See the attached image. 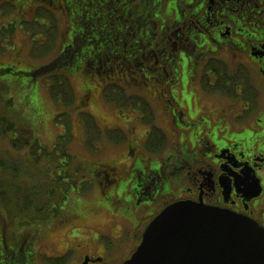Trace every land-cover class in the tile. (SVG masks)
Returning a JSON list of instances; mask_svg holds the SVG:
<instances>
[{
    "label": "flooded vegetation",
    "instance_id": "obj_1",
    "mask_svg": "<svg viewBox=\"0 0 264 264\" xmlns=\"http://www.w3.org/2000/svg\"><path fill=\"white\" fill-rule=\"evenodd\" d=\"M0 7L10 9L0 11V53L10 60L0 63V74L60 78L62 54L79 47L81 30L111 34L118 39L111 46L119 41L124 51L154 57L148 75L121 78L134 101L116 110L118 123L102 128L92 114L120 152L110 161L82 160L74 187L88 210L63 221L76 232L90 214L106 215L111 233L70 236L66 247L45 253L48 264H123L153 219L182 201L245 215L264 228V136L251 138L264 128V0H0ZM35 56L39 62L31 63ZM53 60L58 68L41 73ZM226 61L238 68L224 84ZM144 85L150 88L139 91ZM222 98L229 104L215 108ZM5 252L14 264V250ZM40 254L32 253L37 264Z\"/></svg>",
    "mask_w": 264,
    "mask_h": 264
},
{
    "label": "trees",
    "instance_id": "obj_2",
    "mask_svg": "<svg viewBox=\"0 0 264 264\" xmlns=\"http://www.w3.org/2000/svg\"><path fill=\"white\" fill-rule=\"evenodd\" d=\"M76 6L69 1L70 12L77 11ZM80 32L79 47L76 49L69 47L62 54L60 78L52 75L49 76L50 79L48 75L41 74L35 82L22 84L18 79L7 81L11 83L10 87L14 91L21 89L24 92L21 97H26L33 89L39 97L38 90L42 84L54 101L62 104L64 109L74 106L83 121L87 147L94 150L93 141L102 133L92 114L80 111L83 106L88 105L90 95L94 91L84 77H91V81H97L105 100L113 107H117L116 109H122L124 103L133 102L134 97L124 96L121 78L124 75L146 76L148 74L144 70L150 64L146 62L141 52L124 51L119 41L111 46L110 42L113 39L118 40L111 34L91 33L89 30L87 34L83 30ZM38 56L28 60L31 63L39 62L41 57ZM149 56L152 57L153 54ZM7 62H10L9 58ZM51 63L41 67V73L45 70H55L56 60ZM50 67L52 69H48ZM138 68L140 74L137 75L135 71ZM148 72L149 76H158L155 70ZM73 76H79L84 81L85 93L78 103H75V91L71 80ZM164 76L165 74H160V77ZM150 86L153 84L150 83ZM10 104L9 108H5L7 113L0 114V143L8 140L10 146L7 149H0L2 207L0 208V247L2 244L3 252L8 249L15 250L14 264H37L33 260L32 253L36 251L37 243L42 239L34 235L35 229L45 232L44 226L54 223L62 225L65 219L75 220L74 218L86 211V204L76 198L68 209L71 192L78 179L76 175L83 167L74 164L73 155L69 150L74 133L70 131L68 118L71 114L68 111L61 108L63 110L58 112L56 124L63 126L64 129L57 135L56 144L50 149L40 142V135L29 125L32 115H28L27 109L37 111L38 108ZM9 224L19 226L12 227L9 235L5 237L3 231L5 227L11 228Z\"/></svg>",
    "mask_w": 264,
    "mask_h": 264
},
{
    "label": "rangeland",
    "instance_id": "obj_3",
    "mask_svg": "<svg viewBox=\"0 0 264 264\" xmlns=\"http://www.w3.org/2000/svg\"><path fill=\"white\" fill-rule=\"evenodd\" d=\"M0 11L9 12L10 9L7 8L6 10H4L2 7H0ZM16 39H21V35L17 36ZM151 52L154 53V51H151ZM3 55L4 53H0V63L7 62L8 58L3 57ZM141 55L144 56V59L149 64L154 59L153 56L152 57L149 56L151 55V53H146V54L141 53ZM223 65L224 66L221 69L222 76L220 78V82L222 83L230 81L231 80L230 75H232V69L235 71L238 68V66L234 65V63H231L230 61H226V63H224ZM48 69H52V67ZM14 71L5 70L2 74H0V114L7 113V110H5V108L9 106V103H11L10 105L14 103V106L16 105V106H23V107H28V108L33 107V106L37 107L38 108L37 111H31L27 109L28 115H32L31 122L29 121L30 123L29 125L33 128V130H36L37 134L40 135L41 137L40 142L46 147L52 149L53 146L56 144L57 135L63 131L62 129H64L63 126L56 124V118H58L57 115L59 114L58 112L62 111L64 109V106L60 103H56L54 99L50 96L48 90L44 88L42 84L41 86H39V90H38V96L40 98L36 96L37 92L35 89H33V91H30L26 97H21V95L24 94V92L21 89H16L14 91V89L10 87V84L7 80L18 79L22 84H25L29 82L30 77L27 74H15ZM40 72H41V69H40ZM135 73L137 75L140 74L139 68L135 71ZM131 76H135V75H131ZM250 76L254 77L252 74H250ZM84 78L89 83V86L91 88H94V91L90 95V101L88 105L83 106L80 109V111L87 113V114L88 112L90 114H94L98 124H100L102 128L103 126L101 122L107 123L110 121V123L112 124L118 123V119L116 118V115H117L116 108L117 107H113L110 103H108L105 100V98L102 96V88L100 85H97V81H91L90 79L92 78L87 77V76H85ZM71 80H72L74 91H75V97H76L75 103L76 102L78 103L83 93H85L84 92V81L79 76H73ZM146 87L147 88L145 89L142 88V90H139V91L146 92V90L150 88L149 85H146ZM3 95L7 97H4ZM222 99H219L218 101H214L215 108L219 109L221 107H226L229 104L227 100H225L224 98ZM116 105L117 104L115 103V106ZM66 108L67 109H64V110L68 111L71 114L70 118H68V122L70 124V131L74 133V138L69 146V150L73 155L74 164L76 166L79 165L80 167H82V163H83L82 160L86 158L90 160L101 161V162L110 161L112 159L118 158L120 147L110 144L105 135L95 137V143H98V146L101 147L100 149L93 150V148L87 147L86 131L83 126V121L79 113L76 111V108L74 106L66 107ZM258 119L260 120L261 127L264 126V113L259 115ZM113 133H115V131H113ZM263 136H264V128L261 131L254 132L251 134L252 141H255V142ZM7 141H2L0 143L1 144L0 149H7L10 147ZM82 173L83 172L81 171L78 175H76V177L81 178ZM83 191L85 190L83 189ZM71 193H72V197L70 199L68 206L71 208V206L73 205V201L76 198L81 203L84 202L86 204V210H88V204L85 201L86 200L85 197L83 198L81 197L82 190L81 189L77 190L76 187H74ZM91 197L93 196L91 195ZM0 208L2 209L1 198H0ZM107 219L108 218L106 215L97 217L96 214H90L89 217H87L86 219V225H81V226L76 227L77 234H75L74 230L72 231V226L69 229L70 224L64 225L63 223L62 225L58 223H54V224L44 226L43 230L45 232L38 231L39 230L38 228L35 229L36 233L38 234L35 233L34 235L41 237L42 239L41 241L43 242V243L41 241L38 242L36 246L38 248V251H41V254L37 260L38 264H48V260H46L47 258H45V253L50 254L52 253V251H54L55 248L66 247V245L71 241V239L69 240L70 236L79 235L80 237H82L83 240H85V238L83 237H88L91 235L95 236L98 232L104 231V232L111 233L109 232L111 225H109ZM77 224H80V223L77 222ZM9 225L11 226V228L9 226L7 228L5 227L6 230L4 229L3 231V235L5 237L9 235L8 233L10 232L12 227L19 226L16 224H12V225L9 224ZM55 225H57L58 227L55 228L56 227ZM28 237H30V235H28ZM102 239L109 240L110 238L104 237ZM89 243H90V240L88 241V244ZM108 243L114 245L110 240ZM95 245L101 246V243H97ZM14 253H15V250H14ZM8 257L10 258V256L7 255V252L1 253L0 254V264H9Z\"/></svg>",
    "mask_w": 264,
    "mask_h": 264
},
{
    "label": "water",
    "instance_id": "obj_4",
    "mask_svg": "<svg viewBox=\"0 0 264 264\" xmlns=\"http://www.w3.org/2000/svg\"><path fill=\"white\" fill-rule=\"evenodd\" d=\"M123 264H264V228L235 212L176 202L153 219Z\"/></svg>",
    "mask_w": 264,
    "mask_h": 264
}]
</instances>
